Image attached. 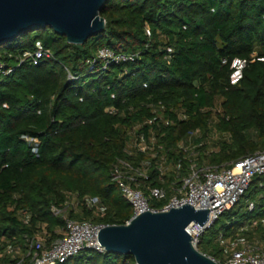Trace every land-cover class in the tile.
<instances>
[{
  "label": "trees",
  "instance_id": "16d2710c",
  "mask_svg": "<svg viewBox=\"0 0 264 264\" xmlns=\"http://www.w3.org/2000/svg\"><path fill=\"white\" fill-rule=\"evenodd\" d=\"M100 15L105 31L82 45L42 27L0 46V60L13 68L0 80V264H16L39 234L48 241L62 236L65 220L53 206L72 201L68 218L127 224L133 208L111 168L150 100L183 102L197 111L169 130V146L206 128L211 116L199 109L219 101L225 116L215 127L230 138L216 142L219 151L206 158L209 163L264 149V0H108ZM38 46L53 57L18 65V55ZM102 47L139 58L104 70L89 63ZM236 58L247 67L240 84L231 86ZM90 197L100 199L98 209L89 206ZM223 217L227 221L216 229ZM263 218L264 176H256L239 203L202 236L198 250L223 262L226 250L215 242L220 235L264 246ZM9 246L19 253L8 254ZM58 264L137 263L131 255L87 249Z\"/></svg>",
  "mask_w": 264,
  "mask_h": 264
},
{
  "label": "built area",
  "instance_id": "2783aa9c",
  "mask_svg": "<svg viewBox=\"0 0 264 264\" xmlns=\"http://www.w3.org/2000/svg\"><path fill=\"white\" fill-rule=\"evenodd\" d=\"M146 31L150 36V30L147 28ZM168 52H171V49H168ZM52 57L50 52L38 46L34 51L18 55L17 62L18 65L25 62L38 64L40 60ZM138 58V53L116 54L110 48L102 47L97 52V58L89 63L92 66L97 62L101 63L105 70L112 64L135 62ZM226 62L223 60L224 64ZM246 67V60H233L229 80L231 86L240 84ZM12 72L13 68L4 60H0V80ZM69 78L75 79L70 73ZM142 110L148 114H144L128 130L123 155L112 164V180L120 187L123 197L132 206V218L145 212H167L184 205H191L196 210L209 209L212 216L204 227L200 228L192 222L186 228L194 240L193 246L198 249L202 236L223 214L239 203L253 179L256 176H264V149L222 165L209 163L206 158L219 151L216 142L230 138L227 133H221L215 127L225 116L219 101L199 109L202 114L211 116L207 127L189 131L174 147L166 142L169 130L190 120L197 111L190 112L183 102L172 105L153 100L144 103ZM110 111L113 114L118 113L115 108ZM86 201L89 206L97 209L100 207L101 201L98 197H90ZM153 202H161L163 205L156 206ZM71 205L72 201L63 206L52 207L53 214L65 220V225L60 230L62 236L48 241L46 236L37 235L31 240L26 254L16 264L63 263L87 249L107 252L98 243L100 230L106 225L68 218L67 209ZM254 207L255 203L251 202L249 211ZM262 224L264 225V218ZM218 239L221 245L223 240H227L221 235ZM233 241L237 243L235 248L231 249V254L225 255L226 260L218 262L214 259L218 264H264V246L258 240L230 239L229 242ZM7 250L8 254L19 253L11 246Z\"/></svg>",
  "mask_w": 264,
  "mask_h": 264
},
{
  "label": "water",
  "instance_id": "95a60500",
  "mask_svg": "<svg viewBox=\"0 0 264 264\" xmlns=\"http://www.w3.org/2000/svg\"><path fill=\"white\" fill-rule=\"evenodd\" d=\"M108 0H0V46L36 28L50 27L69 43L82 45L105 31L100 12ZM210 210L191 205L145 212L125 225H107L98 235L109 253L131 255L137 264H218L193 246L186 228L204 227Z\"/></svg>",
  "mask_w": 264,
  "mask_h": 264
},
{
  "label": "rangeland",
  "instance_id": "374dc122",
  "mask_svg": "<svg viewBox=\"0 0 264 264\" xmlns=\"http://www.w3.org/2000/svg\"><path fill=\"white\" fill-rule=\"evenodd\" d=\"M5 44H7V43H5ZM4 44V45H5ZM3 46V45H2ZM15 65V64H14ZM153 205H156V206H162L163 204L161 203V202H153ZM227 220H226V218L225 217H223L221 220H220V222H218L216 225H215V228L216 229H220V227L226 222ZM219 239H218V237L215 239V242H217V243H219L220 245H221V243L218 241ZM230 241V239L229 240H223L222 241V243H223V245H221V246H223L224 248H225V250H226V252H225V255L226 256H228V255H230L231 254V252H232V250L231 249H233V248H235V244L237 243L236 241H233V242H229ZM227 259V258H226ZM225 259V256H224V259H223V261L224 260H226Z\"/></svg>",
  "mask_w": 264,
  "mask_h": 264
}]
</instances>
